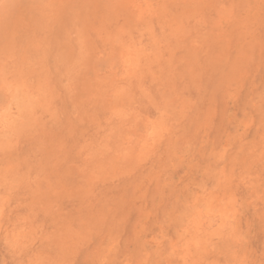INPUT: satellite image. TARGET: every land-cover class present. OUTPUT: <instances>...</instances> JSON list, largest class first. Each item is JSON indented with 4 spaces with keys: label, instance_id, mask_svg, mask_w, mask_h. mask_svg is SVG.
Returning <instances> with one entry per match:
<instances>
[{
    "label": "rangeland",
    "instance_id": "obj_1",
    "mask_svg": "<svg viewBox=\"0 0 264 264\" xmlns=\"http://www.w3.org/2000/svg\"><path fill=\"white\" fill-rule=\"evenodd\" d=\"M0 264H264V0H0Z\"/></svg>",
    "mask_w": 264,
    "mask_h": 264
}]
</instances>
